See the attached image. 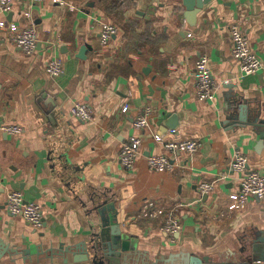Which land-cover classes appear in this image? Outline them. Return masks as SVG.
<instances>
[{"label":"crops","instance_id":"crops-1","mask_svg":"<svg viewBox=\"0 0 264 264\" xmlns=\"http://www.w3.org/2000/svg\"><path fill=\"white\" fill-rule=\"evenodd\" d=\"M190 1L17 0L1 14L9 22H33L39 41L28 55L8 27L0 29V264H86L77 244L95 221L87 192L107 195L108 215H116L140 251L133 263L182 252L231 260L264 242V199L251 196L235 208L246 171L232 168L239 151L248 170L264 173V140L239 119L243 103L264 116V0H209L194 15ZM104 21L118 27L107 43L100 40ZM233 23L263 63L254 73H243L233 55ZM201 54L209 56L216 83L209 100L196 90ZM54 57L63 63L57 77L46 67ZM78 101L90 104L92 119L71 112ZM142 115L149 125L139 129L135 120ZM15 124L23 130L1 128ZM136 134L142 145L128 171L120 151ZM157 135L195 138L200 147L192 154L172 151ZM155 154L167 155L172 167L152 170L148 157ZM205 182L213 184L208 192L200 189ZM11 190L41 203L42 228L8 211ZM151 207L164 213L147 215ZM173 210L182 228L172 236L164 227Z\"/></svg>","mask_w":264,"mask_h":264},{"label":"built area","instance_id":"built-area-1","mask_svg":"<svg viewBox=\"0 0 264 264\" xmlns=\"http://www.w3.org/2000/svg\"><path fill=\"white\" fill-rule=\"evenodd\" d=\"M33 2H40L44 0H32ZM57 3H65L66 0H52ZM17 0H0V29L8 27L11 41L28 55H32L38 45V31L35 24L31 21L29 23H21L19 21H7L4 14L10 13ZM2 14V15H1ZM26 16L31 17L29 12ZM118 27L116 24L104 21L100 31V40L103 43L109 40L116 34ZM231 34L233 41V55L240 63L243 73H254L263 68V63L259 56L252 50L249 43V38L238 23H233L231 26ZM47 71L53 76L57 77L63 73V63L60 58H52L47 63ZM195 79L197 95L200 99L209 100L215 97L216 83L212 77V72L209 67V56L201 54L195 66ZM71 112L80 119L90 120L93 117L92 107L87 102H76ZM149 125L148 115L139 116L135 120V126L143 129ZM3 130L9 133H19L23 130L20 125H2ZM156 138L164 143V146L172 151H186L188 153H195L200 147V141L195 138H180L171 141H164L161 136ZM142 145V138L139 135H132L126 141L120 151V159L123 167L131 171L135 168L136 159L140 153ZM148 164L152 170L165 171L172 167L170 158L165 154H155L148 157ZM249 159L247 155L237 151L235 154L232 168L237 171H246L242 178V186L238 196L234 199L233 206L243 207L248 201L249 197L256 196L264 199V173L256 169L248 170ZM213 187L212 183H202L200 189L203 192H208ZM7 209L14 215H20L25 218L34 228L40 229L43 227L44 216L41 203L35 201H27L24 194L20 190H11L7 195L6 201ZM147 215L152 217L164 213L163 208H146ZM164 229L172 236L178 233L182 228V223L179 220L178 214L175 210L168 213Z\"/></svg>","mask_w":264,"mask_h":264},{"label":"water","instance_id":"water-1","mask_svg":"<svg viewBox=\"0 0 264 264\" xmlns=\"http://www.w3.org/2000/svg\"><path fill=\"white\" fill-rule=\"evenodd\" d=\"M209 0H192L187 2L190 14L200 11L203 5ZM85 44L81 48V56L88 48ZM85 57V56H84ZM238 103V102H236ZM239 119L250 124L259 133L264 140V116L263 111L258 106L249 107L248 104L239 105ZM58 159H62L59 156ZM64 167L66 178L71 184L76 183L70 171ZM85 202L89 207L90 216L94 217L93 228L88 238L77 244L81 250L83 262L86 264H264V242L253 244L251 248H245L242 253L231 260L214 261L209 257H199L182 252L169 257H160L157 259L147 258L140 259V263H133L132 259L139 261L136 257L140 254L137 246L131 239L121 231L116 220V215L111 213V203L108 201L107 195L103 192H87Z\"/></svg>","mask_w":264,"mask_h":264}]
</instances>
